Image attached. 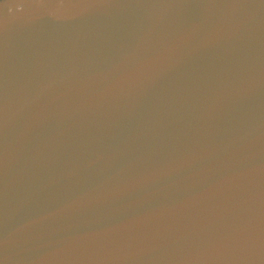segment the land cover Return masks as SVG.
Instances as JSON below:
<instances>
[{"label":"water","instance_id":"obj_1","mask_svg":"<svg viewBox=\"0 0 264 264\" xmlns=\"http://www.w3.org/2000/svg\"><path fill=\"white\" fill-rule=\"evenodd\" d=\"M0 264H264V0H0Z\"/></svg>","mask_w":264,"mask_h":264}]
</instances>
